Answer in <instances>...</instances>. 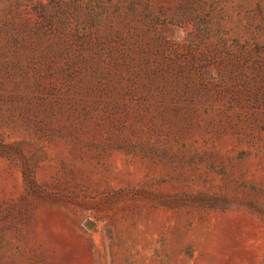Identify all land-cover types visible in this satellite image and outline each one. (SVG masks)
Returning <instances> with one entry per match:
<instances>
[{"label":"rangeland","instance_id":"rangeland-1","mask_svg":"<svg viewBox=\"0 0 264 264\" xmlns=\"http://www.w3.org/2000/svg\"><path fill=\"white\" fill-rule=\"evenodd\" d=\"M0 264H264V0H0Z\"/></svg>","mask_w":264,"mask_h":264},{"label":"water","instance_id":"water-1","mask_svg":"<svg viewBox=\"0 0 264 264\" xmlns=\"http://www.w3.org/2000/svg\"><path fill=\"white\" fill-rule=\"evenodd\" d=\"M89 226H92V223H88Z\"/></svg>","mask_w":264,"mask_h":264}]
</instances>
